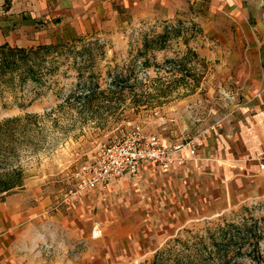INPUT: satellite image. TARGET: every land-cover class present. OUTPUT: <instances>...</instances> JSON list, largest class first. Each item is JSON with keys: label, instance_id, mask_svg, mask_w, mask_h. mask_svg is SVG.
I'll return each instance as SVG.
<instances>
[{"label": "rangeland", "instance_id": "374dc122", "mask_svg": "<svg viewBox=\"0 0 264 264\" xmlns=\"http://www.w3.org/2000/svg\"><path fill=\"white\" fill-rule=\"evenodd\" d=\"M11 4L0 8V43L84 37L46 84L0 86V123L12 140L2 165L26 173L24 187L0 201V264H143L158 250L202 253L233 223L242 227L223 264H264V199L174 207L175 198L166 204L162 192L159 199L157 185L96 202L69 197L82 164L103 145L137 128L194 139L227 108L228 90L240 93V69L228 79L223 53L215 51L223 37L205 28L197 8L186 10L182 26L171 19L182 28L166 48L142 52L145 37L162 31L166 18L107 5L91 22L82 15L74 24L49 12H5Z\"/></svg>", "mask_w": 264, "mask_h": 264}, {"label": "crops", "instance_id": "0c3cea01", "mask_svg": "<svg viewBox=\"0 0 264 264\" xmlns=\"http://www.w3.org/2000/svg\"><path fill=\"white\" fill-rule=\"evenodd\" d=\"M10 1L12 4L5 12L24 9L49 12L73 17L74 24L83 18L91 22L107 5L125 6L143 16L166 19L181 18L186 10L197 8L198 19L207 21L205 28L212 35L223 37L215 51L223 53L220 67L226 70L228 79L233 78V69H240V93L229 89L227 108L194 138L195 157L168 168L144 161L136 179L124 174L108 186L88 189L73 200L86 195L96 202L98 197L103 199L109 194L116 198L121 192L132 196L135 187L153 189L156 185L161 189L156 190L159 199L162 192L167 195L166 204L170 203V197L175 198L174 207H212L232 201L264 199V168L261 167L264 161V0ZM5 2L0 0V8ZM203 11L206 17L202 16Z\"/></svg>", "mask_w": 264, "mask_h": 264}, {"label": "trees", "instance_id": "16d2710c", "mask_svg": "<svg viewBox=\"0 0 264 264\" xmlns=\"http://www.w3.org/2000/svg\"><path fill=\"white\" fill-rule=\"evenodd\" d=\"M182 26L183 20L175 18ZM163 30L156 33L153 37H145L142 52L146 49H163L168 46V40L173 31H177L175 35H179L181 28L177 27L171 19L163 21ZM193 27L201 32L202 28L197 23H193ZM84 36L77 35L70 39L60 41L40 42L37 44L21 45L13 44L8 41L0 43V86H4L9 90L16 91L24 88L26 84L34 83L44 85L49 77L64 61V55L69 51H73L71 46L82 40ZM189 52L197 57L198 53L195 49L188 48ZM183 58L177 59L178 62ZM166 61H176L168 58ZM177 64V63H176ZM180 64V63H179ZM186 69L185 65H180V69ZM199 80V77L197 78ZM3 87V88H4ZM92 90V89H91ZM3 123H0V201H3L7 195L15 191L17 188L24 187L26 173L22 167H4L3 160L7 158L8 149L11 147L12 140L8 139L2 131ZM241 224L233 223L231 228H223L220 235L213 236L210 245H206L205 251L202 253H177L173 256L166 255L164 250H158L154 258L143 264H223L228 249L236 242L238 229L241 230ZM244 229H249L244 225ZM234 228V229H233ZM240 248V246H239ZM225 259V260H224Z\"/></svg>", "mask_w": 264, "mask_h": 264}, {"label": "built area", "instance_id": "2783aa9c", "mask_svg": "<svg viewBox=\"0 0 264 264\" xmlns=\"http://www.w3.org/2000/svg\"><path fill=\"white\" fill-rule=\"evenodd\" d=\"M196 153L194 139L168 141L156 132L141 128L131 130L103 145L92 159L82 164L69 197L74 199L88 189L106 186L124 174H137L144 161L168 168L185 163ZM261 167L264 168V161Z\"/></svg>", "mask_w": 264, "mask_h": 264}]
</instances>
